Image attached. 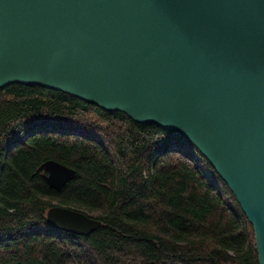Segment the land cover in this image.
Segmentation results:
<instances>
[{"label": "water", "instance_id": "1", "mask_svg": "<svg viewBox=\"0 0 264 264\" xmlns=\"http://www.w3.org/2000/svg\"><path fill=\"white\" fill-rule=\"evenodd\" d=\"M41 86L190 142L235 197L264 264V0H0V89ZM53 189L75 171L37 168ZM85 235L94 216L47 209Z\"/></svg>", "mask_w": 264, "mask_h": 264}, {"label": "trees", "instance_id": "2", "mask_svg": "<svg viewBox=\"0 0 264 264\" xmlns=\"http://www.w3.org/2000/svg\"><path fill=\"white\" fill-rule=\"evenodd\" d=\"M75 171L61 189L36 168ZM64 206L101 225L50 227ZM0 264H258L232 192L186 139L41 86L0 89Z\"/></svg>", "mask_w": 264, "mask_h": 264}]
</instances>
